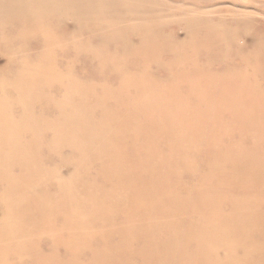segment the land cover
Returning a JSON list of instances; mask_svg holds the SVG:
<instances>
[{
	"label": "bare ground",
	"instance_id": "bare-ground-1",
	"mask_svg": "<svg viewBox=\"0 0 264 264\" xmlns=\"http://www.w3.org/2000/svg\"><path fill=\"white\" fill-rule=\"evenodd\" d=\"M134 1L0 0V53L6 58L0 69V264H12L10 256L14 264H264V157L258 152L263 163L253 166L216 152L222 143L230 151L237 147L227 134L251 137L254 147L264 136V86L257 92L243 87L252 76L264 85V47L233 32L224 54L239 58L241 73L222 72L233 83H223L218 70L211 79L213 67H190L200 46L223 43L211 20L201 19L211 14L205 10L187 16L194 36L182 43H201H193L178 72L154 43L155 49L127 50L114 60L120 68L111 83L116 88L108 76L95 81L97 72L88 84L70 76L69 49L47 23L66 16L107 39L137 15L105 16V8ZM99 16L120 22L113 29L104 18L93 24ZM26 40L40 50L20 53ZM96 46H86V53ZM171 51L169 58L181 55ZM132 52L141 55L142 66L129 68ZM59 60L58 68L51 64ZM41 62L51 63L44 69ZM154 66L165 72L166 87L142 77ZM109 101L114 105L106 107ZM156 102L159 110L149 105ZM139 106L141 114L131 111ZM138 118L150 120L128 133ZM40 123L47 129L39 132ZM140 137L156 143L141 144ZM60 146L78 153L59 163Z\"/></svg>",
	"mask_w": 264,
	"mask_h": 264
},
{
	"label": "rangeland",
	"instance_id": "rangeland-1",
	"mask_svg": "<svg viewBox=\"0 0 264 264\" xmlns=\"http://www.w3.org/2000/svg\"><path fill=\"white\" fill-rule=\"evenodd\" d=\"M147 6L148 8L153 9V10L149 12L147 10L148 9ZM105 9L109 10L108 12L105 13V16L109 12L110 13L113 12V14L115 12L116 13L119 12L117 15L120 17H124L126 15L128 16L130 14L131 16L132 15L133 16L137 15V16H135V18H133L132 20H125V21L123 20L122 21L123 24L119 26L115 25L117 23L119 24L120 22L118 19H116L117 17L111 18L108 20L106 17L104 18V17L99 16L100 20H95L93 24L96 23V24L102 25V22L107 23V24L109 23L108 25L111 29H113V26H118V28L120 29L118 33L112 36L111 34H109L110 32H107L108 29L105 30L106 26H104L103 28L105 30V33L109 34V37L107 39H101V40H98L96 37L93 36L94 33L89 31L90 28L94 29L95 27L93 28L92 25L91 26L82 25L81 21H77L75 19L72 20L66 16H63L55 23L52 21H49V23H47V25L49 26L47 29H50V32H52V34L58 35L59 37L61 36L60 37L62 41L60 44L61 47H66V49H69V53H67V59H66V61H68L69 63L68 74H70V76L72 77L76 75L79 79H81L80 82H83L86 84H88L89 80L90 81L93 80V76H95V73L97 72L99 79L95 81L101 83V81L105 78V76H108L109 77L108 85L116 88L117 84L115 85L111 83H114L113 75L116 74L115 71L120 70V68L118 66L119 62L114 63L115 62L114 60L118 61L116 58H121L123 54L127 52V50L132 49L131 51H135L136 53H138V51L142 49H152V48L155 49V45H158L156 46L158 50L157 55L158 54L160 55L163 53V55L165 56L163 58V60L165 59L164 62L166 61L165 62L166 64L171 63V65L174 68H176L175 71L178 72L179 69L181 68V62H184L186 60V53L190 52V49L193 43L194 44L198 42L201 43V41H198V40L192 42L191 44L187 43V45H184L182 43V41L185 40L184 39L185 37L189 38V36L190 37L194 36L192 29L190 27L193 24L192 22H190V18H187V16L194 17L197 15V17H200L201 16L200 14L204 13L205 10L209 11V13L211 14H206V15L203 14L204 16L201 17V19L209 18L211 20V23H213L215 26V28L212 24L210 26L211 29L214 28L215 33L213 35L215 36V39L217 37L216 33H218V36L223 38V43L217 44L216 46H212L211 48H208V49H206L204 46H200L199 49L197 50L198 53L196 57L192 58L193 60L190 58L187 59V61L192 60L194 63H196V65H193L190 67H197V66H200L201 68L206 67L207 70L210 69V67L216 68V69L211 68L212 71H209V75L211 76V79L212 77H214V74H215L214 70H218L219 74L224 72L225 70L231 71V69H233L236 73H241L240 60H238L239 58L235 60L236 56L234 57L233 55H230V54L228 55L224 54V51L227 45L232 44L233 42V40L229 38L233 36V32L237 33L244 39L247 38V39L256 41L257 43L261 44L264 47V38H263L264 37V0H135L132 4L124 3L118 6L112 4V5H108V7ZM94 11H97V10L94 9ZM144 11L146 14L144 13ZM97 17L98 15L93 16V18H97ZM103 18L105 20H103ZM198 26H200V24ZM136 27H138V29ZM146 27H149L151 29L146 28ZM114 28H117V27H114ZM220 32H222V34ZM93 37L98 41H94ZM110 37H112L113 40ZM90 38L92 39V43L88 45L90 41L88 39ZM211 40L214 41V39H211ZM33 41L31 44V41L26 40L24 42L25 47L24 49H22L20 53L28 52L29 51L28 48H31L34 51L40 50L39 49L40 47H38L36 44L33 45ZM86 46H96V47L92 51V53L89 54V53H86V50H87ZM101 47L102 49L103 48L104 49L102 50ZM236 47H238V45H234L233 47L235 51L241 50L240 46L238 47L240 49ZM106 48L109 49L110 52H108ZM172 49L180 50V52H181V49L182 50L184 49V50L181 52V55L178 52L174 54V57L169 58L166 55L171 53ZM159 50L160 51L162 50L163 52L159 53ZM135 52H132V54L127 55L128 62H131L129 68H131V66L133 68H135L136 66L139 67L144 64V61L140 57L141 55H136ZM95 54H97V56ZM152 54L153 53H149L148 59L152 56ZM259 59H260V63L263 62L264 56H260ZM5 60L6 58L3 57L2 54L0 53V69L6 68ZM158 61H159L158 63L163 62L162 60H158ZM59 62L60 60L54 61L53 63L41 62V66H43L45 69L46 66L51 63V64H55V66L58 68ZM128 64L129 63H126L127 66ZM127 66H126V69H127ZM60 67L61 66H59V68ZM156 68L157 66H154L153 68L147 70L146 74L142 75V77L150 82L160 85V88H164L166 87L165 84L168 83V82H163L162 80L164 78L165 72L156 73L155 71ZM248 72L245 71L246 75L248 74ZM183 73H187V72H183ZM140 74L141 73H138V76ZM256 75H257V79L259 78L263 79V72H257ZM8 76L10 77V75ZM221 80L223 83L224 82L233 83L235 79L233 78V76H231L229 72H226L223 74V77ZM263 86L264 85H262L261 87L258 83H255L253 76L250 82L243 83V87L246 89H250V90L252 89L253 90L252 92H257L259 89H262ZM148 92L149 91L147 90L144 91L143 95H145ZM134 94L135 93L133 91L132 95ZM63 95H65V92H63L61 97L58 99L61 100ZM26 98L32 101L34 98V94L29 92L26 94ZM58 99L56 98V100ZM113 105H114L113 102H110V101L106 103V107L107 106L110 107ZM149 105H151V108H153L154 110L156 109L159 110L161 106L160 102H156V104H149ZM139 107L140 109L138 107L137 108L132 107L131 111L135 112L137 110L139 114H141L143 112L142 110H145V108L142 106H139ZM30 113H33V112L30 111ZM34 114L38 115V112L35 111ZM66 116H67V113H66ZM84 119L86 120L87 118H84ZM148 120L150 119L138 118L137 120L133 121L132 125L128 127V133H130L131 132L130 130H133L134 128L140 127V129H143L142 126L147 125L149 122ZM45 128L47 129L46 125L45 124L41 125V123L37 125L36 127V129L39 132H40V129L42 131ZM200 129L204 130V128H200ZM74 133H77V132H74ZM225 136L228 140L232 139L231 142L234 143V145H236L237 147L233 148L235 151L233 152V149L231 151L227 149V143L226 144L222 143L223 145L221 144L220 147H218V150H217V147L215 148L217 150L216 152L219 155H222L223 157H226L228 155V157H230V160L234 159L235 161H236L235 158H237V160L241 159L246 165H253V164L259 165V163L261 165L263 163L261 162L263 159L259 158L257 156V153L260 152V154L263 155L264 157V136L261 138L262 139L261 141H258L257 146L255 147H254V142L252 141L251 137H248V136L242 137L240 134H235V133L227 134ZM140 141H141V144L143 142H146V144H148V142L150 144L156 143V141L151 138L144 139L143 137H140ZM132 142H133V139L128 137L127 149H126V152L128 154H131V151H133V147H131ZM101 144H103V142ZM63 147L64 146L62 147L60 146L59 148L61 151L60 156L58 157V160H60L59 163H62V162L66 163L69 160V158H72L74 154L76 155L78 153L75 150H66ZM64 159L66 160L64 161ZM194 160H196V157H194ZM195 162L199 163V156L197 157V161ZM211 162H213V159H211ZM73 165L75 164H71L70 166L71 170L75 168L76 166L75 165L73 167ZM179 165H176L175 167H178ZM47 177H48L47 175L46 176L44 175V179H46ZM182 180L184 183L190 182L189 176H186V175L183 176ZM108 194L109 192H107V195ZM10 222L11 221H8V223ZM8 259H9V262H12V264H14L15 259H13V257L10 256V258Z\"/></svg>",
	"mask_w": 264,
	"mask_h": 264
}]
</instances>
